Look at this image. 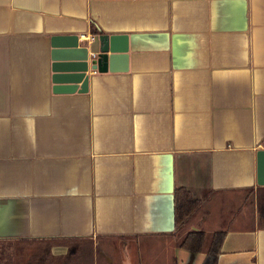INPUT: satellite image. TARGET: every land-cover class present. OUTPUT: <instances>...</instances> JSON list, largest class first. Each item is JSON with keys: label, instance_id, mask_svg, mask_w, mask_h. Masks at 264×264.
Segmentation results:
<instances>
[{"label": "crops", "instance_id": "0c3cea01", "mask_svg": "<svg viewBox=\"0 0 264 264\" xmlns=\"http://www.w3.org/2000/svg\"><path fill=\"white\" fill-rule=\"evenodd\" d=\"M263 142L264 0H0V243L52 241L48 264H201L176 245L183 188L203 207L246 194L217 264H264Z\"/></svg>", "mask_w": 264, "mask_h": 264}, {"label": "trees", "instance_id": "16d2710c", "mask_svg": "<svg viewBox=\"0 0 264 264\" xmlns=\"http://www.w3.org/2000/svg\"><path fill=\"white\" fill-rule=\"evenodd\" d=\"M95 31V30H94ZM206 197L194 198L187 190L176 188L173 193L174 232L182 234L177 242L181 250L200 253L204 250L207 234L202 230H189L188 224L200 212ZM258 227L264 229V210L258 212ZM225 237L224 231L214 232L205 248V257L201 264H217L221 245ZM53 242H34L19 240L4 245L0 264H48L50 248ZM61 259H55L60 261Z\"/></svg>", "mask_w": 264, "mask_h": 264}, {"label": "rangeland", "instance_id": "374dc122", "mask_svg": "<svg viewBox=\"0 0 264 264\" xmlns=\"http://www.w3.org/2000/svg\"><path fill=\"white\" fill-rule=\"evenodd\" d=\"M248 201V196L246 194H223L216 196L211 203L205 205L201 209L200 213L196 215L188 224V226L192 225L204 212L209 217L208 223L205 224L203 228H201L207 233L204 250L200 252V254L194 255L196 258H199L202 254H205V248L209 243L212 231H221L227 228H234L241 225L242 223H247L246 220H252L255 207L252 203H248ZM262 208L263 204L258 202V209L261 210ZM185 231H187V229H185ZM6 244V242L0 243V258L2 257L1 252L3 251L5 247L4 245Z\"/></svg>", "mask_w": 264, "mask_h": 264}, {"label": "water", "instance_id": "95a60500", "mask_svg": "<svg viewBox=\"0 0 264 264\" xmlns=\"http://www.w3.org/2000/svg\"><path fill=\"white\" fill-rule=\"evenodd\" d=\"M116 38V35L101 34L98 36L99 48L98 51L90 58V69L95 70L98 73H104L108 70L115 58L114 49L116 48ZM87 82L88 76L84 75L79 88L80 91L86 90Z\"/></svg>", "mask_w": 264, "mask_h": 264}, {"label": "built area", "instance_id": "2783aa9c", "mask_svg": "<svg viewBox=\"0 0 264 264\" xmlns=\"http://www.w3.org/2000/svg\"><path fill=\"white\" fill-rule=\"evenodd\" d=\"M82 39H86V40H91V39H94V36L93 35H83L82 37H81ZM92 55H94V54H92Z\"/></svg>", "mask_w": 264, "mask_h": 264}]
</instances>
